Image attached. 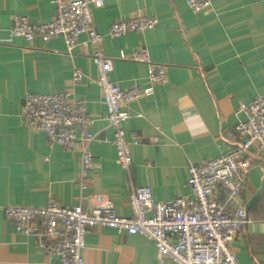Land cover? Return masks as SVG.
<instances>
[{"label":"crops","instance_id":"obj_1","mask_svg":"<svg viewBox=\"0 0 264 264\" xmlns=\"http://www.w3.org/2000/svg\"><path fill=\"white\" fill-rule=\"evenodd\" d=\"M56 1L0 0V264H56L34 235L15 231L1 207H45L53 201L89 209L109 199L115 215L127 218L131 186L150 187L159 203L188 196V167L227 153L239 141L240 107L264 94V0H209V9L198 14L185 0H104L92 18L103 38L99 50L112 63L111 80L121 89L149 85L147 64L120 59L140 47L148 49L152 63L166 67L165 82L128 105L127 173L116 163L87 37L71 53L60 38L8 42L14 17L45 24L54 18ZM137 15L158 19V26L109 36L116 20ZM75 71L83 77L78 85L72 81ZM27 94H64L83 102L94 120V140L71 150L48 146L43 132L30 131L22 121ZM84 149L92 155L93 170L80 167ZM246 158L250 167L241 201L250 223L230 248L238 264H264V156L251 148ZM82 256L84 264H174L161 263L153 243L141 235L108 228L88 229Z\"/></svg>","mask_w":264,"mask_h":264},{"label":"built area","instance_id":"obj_2","mask_svg":"<svg viewBox=\"0 0 264 264\" xmlns=\"http://www.w3.org/2000/svg\"><path fill=\"white\" fill-rule=\"evenodd\" d=\"M185 2L194 14L210 7L209 0ZM103 8L104 0H57L54 18L45 24H34L24 16L14 17L8 42L21 39L33 44L37 38L44 42L60 38L66 51L71 53L80 39L87 37V42L94 47L91 60L97 71L96 85L102 92L105 119L113 130L116 163L128 173L130 142L123 129L131 117L128 105L150 96L153 86L164 83L166 67L152 63L145 47L135 49L129 57L122 54V60L148 65L149 85L119 88L110 78L111 61L99 50L103 38L93 27L92 11ZM157 26L158 19L143 15L121 18L111 25L109 36L142 34ZM72 81L78 85L83 77L75 71ZM240 112L244 120L235 127L239 141L220 157L188 167L186 185L191 192L188 196L159 203L153 200L150 187L131 186V216L127 218L115 215L109 199H101L89 209L81 205L62 207L53 201L45 207L5 205L1 207L3 215L13 223L17 233L34 235L56 264H84L82 254L90 228L141 235L153 243L161 263L169 260L174 264H238L230 247L235 235L250 223L241 195L250 167L246 158L250 149L264 156V94L242 105ZM21 118L30 131L43 132L50 147L58 145L71 150L78 142L87 147L94 140L90 132L93 118L87 114L83 102L70 100L68 95L27 94ZM80 167L94 169L87 149L83 151ZM42 238L50 242L46 245Z\"/></svg>","mask_w":264,"mask_h":264},{"label":"water","instance_id":"obj_3","mask_svg":"<svg viewBox=\"0 0 264 264\" xmlns=\"http://www.w3.org/2000/svg\"><path fill=\"white\" fill-rule=\"evenodd\" d=\"M261 189H264V183L262 184V188H261ZM260 192H261V191H259V192L254 196V198L252 199V202L258 198Z\"/></svg>","mask_w":264,"mask_h":264}]
</instances>
